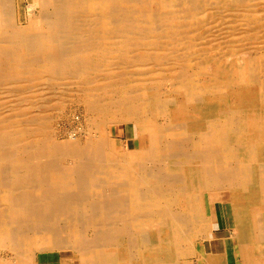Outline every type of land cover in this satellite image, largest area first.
<instances>
[{
	"label": "bare ground",
	"instance_id": "6f19581e",
	"mask_svg": "<svg viewBox=\"0 0 264 264\" xmlns=\"http://www.w3.org/2000/svg\"><path fill=\"white\" fill-rule=\"evenodd\" d=\"M259 1L32 0L22 23L18 0H0V247L17 264H29L24 252L35 244L83 264H264V51L226 65L190 39L214 20L209 43L243 51L238 40L264 35ZM143 68L155 78L136 88L130 71ZM39 83L57 87V108L77 84L97 130L131 125L146 161L117 148L109 131L88 148L51 143L56 109L40 103L49 95ZM6 98L17 101L9 117ZM103 181L112 187L104 195ZM216 203L229 206L231 252L225 240L223 254L211 247L197 262Z\"/></svg>",
	"mask_w": 264,
	"mask_h": 264
},
{
	"label": "rangeland",
	"instance_id": "374dc122",
	"mask_svg": "<svg viewBox=\"0 0 264 264\" xmlns=\"http://www.w3.org/2000/svg\"><path fill=\"white\" fill-rule=\"evenodd\" d=\"M259 2H260L259 3L260 6L264 5L263 0L259 1ZM31 3H32V0H18V6L21 9V14L23 17L22 23H25V21H26V18H27L26 15H27V10H28L27 8L31 5ZM33 12H35V10H33L32 13ZM199 27H198L199 29L197 28L198 30L190 36L192 43L196 44L197 47L202 48L203 51L205 52L204 55L206 57L209 56L210 58H215V57H218L219 59L222 58L221 62L225 63L226 65L238 63V62H240L239 64L242 65L246 62L247 59H249L251 56L255 55L257 52H263L264 51V35H262V37L256 43H251L249 41H245L241 44L239 42L241 39L238 40V42L236 44H238L240 46H244V48H243L244 50L239 52V53H233L231 50H227L226 47L218 48L217 43H213V42L209 43V39H210L209 36L211 35L212 32H215V30H217L219 28V24L217 22H215L214 20L207 19L206 21H204V23L202 22L201 26H199ZM225 32L226 31H223V33H225ZM207 34H209V35H207ZM219 42L220 41H218V43ZM220 44H221V42H220ZM206 45H208V46H206ZM245 46H247V48H245ZM245 49H246V51H245ZM211 51H214V52L211 53ZM179 52H181V51H179ZM196 52H199V51L196 50ZM241 58H243V59H241ZM192 62L189 63L188 65L194 71V73H195L194 76L196 77L195 79H198L200 81V76H199L200 74L198 73L200 68L197 67L199 60H195L193 62V64H192ZM205 71L209 75L210 72L212 71V69L210 68V66H207V70H205ZM150 72L151 71L149 68H145V69L143 68L140 70L132 69L130 71V73L132 74V76L135 75V76H133L134 84H135L134 87L141 88V87H146V86L152 84V82L155 78V75L150 74ZM143 73H146V74H143ZM168 73H166V72L163 73L159 77V79H161V77L165 78V79L169 78L172 73L171 74L169 73V75H168ZM138 78H140V79H138ZM44 85L45 84H43V83H39V88L45 89V90H42L41 93H44V95L47 94V95H49V97L47 99L41 100L40 103L41 104H51L52 106L55 105L52 108V111L56 109L55 110L56 112L53 111L51 113L49 112V114H48V118L52 120V122H50L51 128H50V132H49V135L51 138V143L53 142L55 144H61V145H64V147H68V148L70 146H74V147H78V148H88V146L91 147L92 145H94L96 143V140L101 136V134L103 136H105V135H107V132L109 131L108 132L109 133L108 134L109 135L108 136L109 141L113 142L117 148L122 147L123 152H125V153L136 152L137 155L142 156V157H139V159H141L142 161H146V159H144L143 157H146V151L147 150L140 151L141 143H140V140L137 139V138H139V136L141 134L137 133L136 135L131 136V138L128 137L127 127H130L132 129L131 125L126 126V124H124V123L123 124L116 123V124H111L109 127H107L106 132H104L103 129H102L103 131L97 130V128L99 126H101V128H102V124L97 123L98 121L91 118V115L87 112V108H86L85 104H83L84 102H82V99H78V96L75 93V90L78 89V87H79L77 84L74 85L75 87L72 85V89L74 91L71 94L75 98H69L68 95H71L70 91L65 93L68 96V99L61 101V103L62 102L64 103L63 108H57V105L59 102L57 103L55 101V99L51 100L55 97V95L57 93H59V92H57L58 91L57 87H55L53 90V88L50 85L47 86V83L45 86ZM137 86H139V87H137ZM165 89L166 90H172L171 86H169L167 84L163 85L162 91L165 92L166 91ZM10 90H13V88H10ZM6 93L7 92H5L3 90V94L2 93L0 94L1 95L0 98L6 97V95H5ZM3 102L8 103V104H6V105H8V107L6 109H4V112H3L5 114L8 111L7 115L10 114L11 107H14L13 105H15L17 103L16 100L15 101H14V99L8 100L7 98ZM31 102H36V101L32 100ZM8 108H9V110H7ZM37 110L38 109H35L34 112H36ZM7 115L5 114V116H7ZM51 116H53V118ZM7 117H9V116H7ZM24 119H28V117L27 118L24 117ZM167 119H171V118L170 117H158L157 122L161 125H166ZM168 139L172 140V137L169 136ZM181 139H183V138H181ZM173 141L176 142L177 144L180 143V139H177V138H176V141H175V139ZM124 145H126V146H124ZM147 148H149V145H147ZM72 164H73V161L70 160L67 162L66 166H71ZM102 185H103V187H102L101 191L103 192V195L105 194V192L109 191L110 188H112V187L109 188L108 184H106L105 181L102 182ZM72 192H74V191H72ZM205 197H206L205 198L206 199V206H207V209L209 210V206H210L209 205V199H208L207 195ZM33 198L36 199L37 197L33 196ZM90 200H94V198H91ZM118 200L119 199L117 197L106 198L105 204L110 205V204L116 203ZM89 203L91 204V202H89ZM226 205L227 204H224V203H216V204L212 205L211 209H212V213H213L212 215H213V218L215 221L214 223L216 224V226L220 225L221 228H224L226 225H229L228 227L232 228L231 226H233V221L229 215V206L228 205L226 206ZM262 213L263 214H261V218L264 216V210ZM216 229H218V228L216 227ZM136 231L137 230H131V233L136 232ZM143 232H145V234L147 233L149 235V233L151 232V228L146 227L143 230ZM228 233L227 232H221V233H218L217 236H226V235L229 236L230 235V237L228 239H226L227 247H228V250L230 251L232 248V240H231L232 230H229ZM214 234H215V232L210 233V237L211 236L212 237L210 238V240L206 241L207 243L202 248H200L202 250V252L201 251L198 252V254H197L198 260L195 259V260H197V262L203 260L202 259L203 255L205 256V252L208 248L210 250L211 247L214 248L216 246V249H218L219 251H221V249L223 250L225 240L216 241L214 238ZM89 237H90V235H87V238H89ZM121 238L127 239L129 237L127 235H121ZM36 241H35V243H36ZM35 245L30 246L24 252L25 256H27L31 260V261H29V264H32V263L33 264H40V262H38L40 258L42 260H44L45 264H52V262H55V264H61V261H62V263L64 262V264H68V263L83 264L80 261H78L79 258H78L77 253H75V252H69V251L64 252V250H59V249H52V250L48 249V250H45L43 252H39L38 248L35 247V249H34ZM37 247H38V245H37ZM131 248H132V245H131ZM10 250H11L10 247H0V264H17V263H19L17 258L15 257V253L12 252L13 250L12 251H10ZM237 258H239V257H237ZM239 260H240V263L238 262L237 264H241V259H239ZM103 264H108V263L104 262ZM227 264H230V263L227 262Z\"/></svg>",
	"mask_w": 264,
	"mask_h": 264
},
{
	"label": "crops",
	"instance_id": "0c3cea01",
	"mask_svg": "<svg viewBox=\"0 0 264 264\" xmlns=\"http://www.w3.org/2000/svg\"><path fill=\"white\" fill-rule=\"evenodd\" d=\"M215 222V221H214ZM219 226L220 225H218V226H216V224H215V228L217 227L218 229H215V234H214V238H215V240L216 241H223V240H226V239H228L229 237H230V235L228 236V235H226V236H217V234L218 233H221V232H229V229H227V228H219ZM229 234V233H228ZM224 247V246H223ZM212 252H218V253H220V254H223L224 253V248H223V250L221 249V251H219L218 249H216V246L214 247V248H212V250H211ZM223 252V253H222ZM206 253V252H205ZM52 264H55V262H52ZM61 264H64V262L62 263V261H61ZM68 264H72V263H68ZM230 264H232V263H230ZM235 264H237L236 262H235Z\"/></svg>",
	"mask_w": 264,
	"mask_h": 264
}]
</instances>
